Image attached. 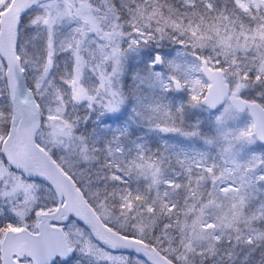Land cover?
Wrapping results in <instances>:
<instances>
[{
  "label": "snow or ice",
  "instance_id": "obj_1",
  "mask_svg": "<svg viewBox=\"0 0 264 264\" xmlns=\"http://www.w3.org/2000/svg\"><path fill=\"white\" fill-rule=\"evenodd\" d=\"M177 2L0 0V264H264V154L240 160L264 140V40L242 35L264 0ZM140 127L215 139L224 166L183 151L168 175L176 145Z\"/></svg>",
  "mask_w": 264,
  "mask_h": 264
},
{
  "label": "rangeland",
  "instance_id": "obj_2",
  "mask_svg": "<svg viewBox=\"0 0 264 264\" xmlns=\"http://www.w3.org/2000/svg\"><path fill=\"white\" fill-rule=\"evenodd\" d=\"M241 4L246 8L247 4L244 2V0H240ZM165 14H167V9H164ZM75 23L73 22H68L63 26V31H67L69 27H75ZM264 27H262L259 31L255 32L254 30L252 32H250V36L252 39H255V37L257 36V34L260 35H264V32L262 31ZM218 28L217 31L220 32V30L222 31L221 35H223L225 41L229 44V46H232L233 42L231 40V38L229 37V35L227 34V31H223L224 29H220ZM243 37L245 38V34H242ZM239 38H235L233 37V41L234 40H238ZM240 40V39H239ZM241 43H243V41L241 40ZM170 50L173 51V55H175V50L178 48L177 45L175 44H169ZM251 51H255V49H251ZM185 59H191L190 56H185ZM131 81L129 80V83ZM252 122V117L251 115H249L248 112H243L241 113L239 120H238V125L240 127H244L248 124H250ZM202 131L207 134V135H211L213 133V128L211 125L209 124H205L202 128ZM139 136H142L143 139L148 140V139H157L162 145H164L165 141H168V143L171 144H175L176 147L172 148L169 147L168 148V152L170 153V155L172 156V161L176 162V158H175V153H181L183 151H187L188 155H195V152L191 151V150H199V151H203V152H207L208 153V159L211 160H215L218 164H221V166H224V157L221 155V144L220 142H218L217 140L213 139L212 143H205V141L203 139H199V138H193V139H187L183 136H179V135H165L163 136L162 134H157L147 128H145V130L143 131H139ZM211 138V137H210ZM155 149H163L162 148H155ZM243 152L240 154V160H246L251 154H264V145H262L259 141H257V139L253 142H251L250 144H246L243 146ZM163 154V153H162ZM177 163V162H176ZM230 166V165H229ZM164 169L167 170V174L171 175L172 174V170H175L177 172H181L182 169L180 168V166L178 164L172 165L168 162L164 163L163 165ZM258 174H264V168L259 170ZM181 179H183V177H181ZM132 182L133 184H136V179L135 177L132 178ZM260 189H264V184L259 185ZM232 186L229 185L227 188H225L223 190V193L221 195L224 194H228L232 192ZM248 192L256 197H262V200H264V191H259L255 185H253L252 187H250L248 189ZM255 200V199H254ZM253 200V201H254ZM252 206L254 207L253 203ZM189 223H192L191 220L188 221ZM216 227V223L215 222H210V223H197L196 224V229L198 231H202L204 233H208L210 231H212L213 229H215Z\"/></svg>",
  "mask_w": 264,
  "mask_h": 264
},
{
  "label": "trees",
  "instance_id": "obj_3",
  "mask_svg": "<svg viewBox=\"0 0 264 264\" xmlns=\"http://www.w3.org/2000/svg\"><path fill=\"white\" fill-rule=\"evenodd\" d=\"M169 2L176 3V6L178 8L180 7V4L177 2V0H169ZM228 9H229V12H231V10H232V4L231 3L228 4ZM225 15L227 16L228 13H225ZM207 23H212V21H207ZM247 23H250V22L246 21V24ZM251 26H252V28H253V30L255 32L260 30V29H256V26L254 24L251 25ZM219 28L220 29H224L223 31H225V30L227 31V34L231 38L232 42H233V37H235V38L237 37V38H239L240 40L243 41V39H241V37L237 35V33H239V31H240V29L238 27L234 28L231 25H225V26H222V27H219ZM262 31L264 32V28L262 29ZM220 33H222L221 30H220ZM243 34H245V38L243 37L244 39H252L251 36H250V32L245 31ZM253 40H264V35L257 34L255 39H253ZM143 130H145V127H140V128L134 129V134L138 135L139 131H143ZM147 141L150 143L151 147L154 150H155V148H162V146H164L157 139H148ZM167 152H168V150H167ZM162 153L163 152H161L160 154H162ZM168 155L171 157V159H170V161H166V162H168V163H170L172 165L177 164L176 162L172 161V156L170 155L169 152H168ZM131 187L134 189L136 187V184H133V182H131ZM260 200H262V197H260L259 199H255L253 201L254 207L260 202Z\"/></svg>",
  "mask_w": 264,
  "mask_h": 264
},
{
  "label": "water",
  "instance_id": "obj_4",
  "mask_svg": "<svg viewBox=\"0 0 264 264\" xmlns=\"http://www.w3.org/2000/svg\"><path fill=\"white\" fill-rule=\"evenodd\" d=\"M250 113V112H249ZM259 140V139H258ZM261 143H264V140H259Z\"/></svg>",
  "mask_w": 264,
  "mask_h": 264
}]
</instances>
